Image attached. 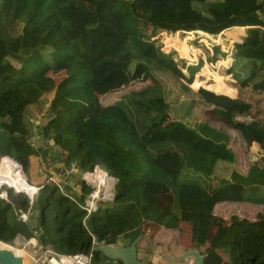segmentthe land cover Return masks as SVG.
I'll list each match as a JSON object with an SVG mask.
<instances>
[{"label":"trees","instance_id":"1","mask_svg":"<svg viewBox=\"0 0 264 264\" xmlns=\"http://www.w3.org/2000/svg\"><path fill=\"white\" fill-rule=\"evenodd\" d=\"M140 22L174 35L198 29L212 34L214 43L222 42V30L244 28L231 56L251 66L238 84L264 96V0H0V156L15 159L24 173L28 166L36 169L43 179L60 163L80 172L98 165L116 178L112 201L99 203L84 224L79 204L89 186L81 181L77 189L65 184L67 195L53 183H35L41 186L27 222L14 210L28 205L26 194L4 187L0 241L28 238L36 229L41 245L83 252L91 246L89 233L105 243L119 242L120 234L131 240L142 236L144 222L176 230L186 220L193 244L207 247L203 264H221L207 251L215 248L226 251L230 264H264V213H257L264 208L259 177L264 171L258 170L264 167L232 169L211 181L219 166L235 159L231 132L245 147L256 142L264 148V125L235 119L250 104L227 95L224 84L197 87L196 67H179L171 53L143 34ZM51 68L63 71L56 83L47 74ZM162 76L172 80L169 93ZM147 78L151 81L143 86L123 89ZM119 88L115 99L103 98ZM45 93L50 97L41 115L27 114ZM171 105L182 111L171 113ZM196 107L204 112L198 119L186 114ZM28 117L37 118L41 145L29 140ZM26 180L30 183L28 175ZM154 186L159 195H169L166 202L145 199ZM222 201L256 209L238 215L229 207L228 222L213 223L211 212Z\"/></svg>","mask_w":264,"mask_h":264},{"label":"rangeland","instance_id":"2","mask_svg":"<svg viewBox=\"0 0 264 264\" xmlns=\"http://www.w3.org/2000/svg\"><path fill=\"white\" fill-rule=\"evenodd\" d=\"M141 26H143V34L149 35L150 39L154 42L155 45H157L160 49H162L164 52L171 53L172 58L176 61L178 66H181V63H184V65H192L196 67L197 71L193 76V79L198 76V80L201 81L200 85L197 87H203L204 85L210 84V82H214V77L219 78L220 75H227L229 76L228 80H226L225 85L230 88L229 93H226L227 95L231 97H237L242 99L244 102H247L250 104V108H248L246 114L244 115H236V118L238 121L241 122H251L256 121L262 125H264V96L261 92L253 90L250 86H243L241 87L238 84V78H241L245 76L247 72V68L250 65V63H240L231 56L233 43L238 41L240 39V36L244 34V28H241L239 32L232 33V29H224L218 34L220 35L221 41H217L216 43L211 42L208 40L207 37H204L202 35L194 34L191 32L190 34H184V33H177L176 35L169 34L163 35V31L161 29H151V26L149 24H144L142 22L139 23ZM165 32V31H164ZM204 38V39H203ZM212 40V39H211ZM166 47L165 49L162 47ZM218 48V51H215V48ZM212 58V61H209L208 59ZM220 61L222 63H220ZM206 65L207 69L209 71H205L204 66ZM203 68V70H202ZM182 72L186 74L185 69L181 68ZM211 72H219V75H213ZM47 74H49L56 83L63 75V71L61 69H55L51 68ZM169 78V77H168ZM161 80L165 81L166 87L168 90H166V93L171 92L169 88L173 86L172 80L167 77H160ZM151 79H140V82L132 81L127 88H137L140 86H143L150 82ZM123 86V85H122ZM191 90H195L196 88L191 87L190 84H188ZM205 88V87H204ZM122 89H118L117 91L114 90V92L106 94L103 96V98L110 97L109 100L115 99V97L118 96L117 93H119ZM221 93H225L223 91H219ZM105 94V93H104ZM103 94L98 95L99 97ZM50 94L45 93L44 97L40 99L38 103H35L32 107H30L27 111V114L32 113L33 115H41L43 112L47 101L49 100ZM173 100V98H171ZM178 106L177 105H171L170 112L174 111ZM193 109V108H192ZM189 111L188 115L193 116L194 118H199L202 114H204L201 107H196L194 109V112L192 113ZM176 111L181 112L182 109H176ZM31 114V115H32ZM168 115H172L169 114ZM173 116V115H172ZM193 117H189L190 123H194ZM229 133L231 130H228ZM30 142L33 143L34 146H38L42 144V141L40 140V137L33 138L30 140ZM264 144V141H263ZM230 146L233 148L235 152V159L233 162H224L221 166H219L218 170L214 172L215 178L212 181V183H215V181L219 180L220 177H227L228 173L232 169H236L238 171H245L247 167L251 164H256L257 166L264 167V148H261L258 143L252 142L250 146L245 147L244 144L241 142V138L239 135H237L234 131L231 132V141ZM18 166V165H17ZM54 167V166H52ZM50 167V168H52ZM19 168V166H18ZM259 168V167H256ZM19 170L24 175V178L26 180L28 175V180L30 183L35 184L39 182L42 179V173L38 172L36 169L30 170V167H27L26 172L24 173L23 168L20 166ZM261 173L264 171L263 169H258ZM32 171V172H31ZM27 174V175H26ZM80 172L78 171L75 174H70L66 177V181L73 185L75 189H77L76 182H78ZM264 177L262 176V179ZM78 184V183H77ZM5 187V186H1ZM148 196L145 198L149 199H156V202L164 203L166 200L169 199L168 194H157L153 195L152 191H149ZM226 207V205H223ZM261 207V206H260ZM256 209V206H249L248 208H243V212L245 214H249L250 211H254ZM263 210L258 211L257 213H264ZM234 210V209H233ZM218 211H220L218 209ZM214 222H217L216 219H213ZM228 220V218H227ZM226 220V221H227ZM186 221V220H185ZM183 223L184 228H182L183 233L178 234L180 238L184 237V232L187 229V224L189 227V223L185 222ZM154 230L160 229L156 227V225L151 224ZM188 236V234L186 235ZM169 240L173 238L172 234L168 235ZM16 240V238H14ZM13 240V241H14ZM139 246H146V242H138ZM20 244V243H19ZM16 245V243L14 244ZM20 245H18V248ZM14 248V247H13ZM17 248V247H16ZM221 249V248H219ZM220 251H223L221 249ZM14 252V251H13ZM226 252V251H224ZM138 256V255H137ZM25 257V256H24ZM139 259H143L140 256H138ZM167 260V259H164ZM178 262V261H177ZM171 264V263H168Z\"/></svg>","mask_w":264,"mask_h":264},{"label":"built area","instance_id":"3","mask_svg":"<svg viewBox=\"0 0 264 264\" xmlns=\"http://www.w3.org/2000/svg\"><path fill=\"white\" fill-rule=\"evenodd\" d=\"M28 122L31 124V137L29 140H32L33 138H36L39 136V133L36 130L35 124L37 123V118L28 117ZM31 144H33L31 142ZM2 159L10 160L11 162H14L20 166V164L13 159L12 157H9L8 155L0 156V162ZM98 167V165H94L89 170L85 171H79V181H81L84 185L89 186V191L85 194L84 198L82 199V202L79 204V207L84 211L83 221L84 224L86 217L93 211L96 210L99 203L102 202H110L113 199L114 196V184L116 182V178L113 176L108 175L105 171L104 173L108 178H110V182L108 184L98 181H93L89 177V174L93 172L95 167ZM99 168V167H98ZM100 169V168H99ZM102 170V169H101ZM78 170L74 165L64 166L61 163L57 164V166L50 168L47 173H44V179L41 182L42 183H53L55 184L58 189L64 193L63 186L67 184L71 187V189H75V187L71 184H69L66 181V177L70 174L77 173ZM27 180H25V184ZM30 184V183H28ZM41 184H30L31 189L28 191L26 188L22 191L26 194L28 198V205L24 208H15V214L17 216V219L23 222H27L29 218L32 215V209H31V202H32V196L34 192L37 191V189L41 186ZM6 188H10L14 191L13 186H10L8 184H2ZM1 185V186H2ZM0 186V197L4 200L6 199V188ZM29 186V185H28ZM20 192V191H16ZM67 195L66 193H64ZM86 228V227H85ZM37 230L33 229L31 232V236L28 238H24L21 235H16V240L12 239L11 242L5 243L0 241L1 243L7 245V247L13 251V247H17L20 245L19 249H22L25 257L22 264H114V260H95L93 255V250L91 249V246L88 250L83 252H74V253H61L55 251L49 244L41 245L37 242L35 235ZM91 235V240L94 235L89 233ZM14 240V241H13ZM16 243V245H14ZM20 243V244H19ZM92 244V241H91ZM4 245V246H5ZM6 247V246H5ZM21 264V263H20Z\"/></svg>","mask_w":264,"mask_h":264},{"label":"crops","instance_id":"4","mask_svg":"<svg viewBox=\"0 0 264 264\" xmlns=\"http://www.w3.org/2000/svg\"><path fill=\"white\" fill-rule=\"evenodd\" d=\"M193 32H196V34H198V35L200 34L204 37H207L208 40L213 42L214 38L212 36H210V34L209 35H207V33L203 34L201 32H198L197 30L193 31ZM162 33L164 36L169 35V33L166 31L165 32L163 31ZM180 33L181 34L182 33L190 34L191 32L179 31V34ZM170 34L174 35L172 32H170ZM204 69H205V71H209L207 69L206 65L204 66ZM213 73H218L217 75L220 74L219 72H211V74H213ZM213 77H214V82H210V84L213 86H219L220 84L225 85V83H226L225 81L228 80V78H229V76H227V75H225V76L220 75L219 78H215V76H213ZM196 80H198V76L196 77ZM73 174H75V173H73ZM259 177L262 178V176H259ZM41 180H43V177ZM78 181H79V179H78ZM39 182H37V183H39ZM76 183H78V182H76ZM150 191H152L153 195H157L158 194L157 186L152 187L150 189ZM147 201H149L151 204H154L156 199H149L148 200V198H147ZM231 202L232 201H222V202L217 203L214 206L213 211L211 212V216H210L211 220L210 221L214 223L213 219H216L217 222H222L224 224V223L228 222V220H227V218L229 217L228 215L231 214L233 211H235L236 214H238V215L242 214V212H243V211H241L242 208L240 206L236 205L237 203H235V202L231 203ZM223 205H226V207ZM229 207L236 209V210L232 211L231 209H229ZM218 209L220 211H218ZM260 214H262V213H260ZM183 223H184L183 221L180 222L178 225V228L176 230L164 229L158 225H156V227H158L160 229L156 228V230H154L151 223L144 222L142 224V229L144 231L143 235L142 236L139 235V239L136 243V246H137L136 256L138 255L141 258H143L140 260L146 262L147 264H168V263H171V264H193L191 262L190 258H185L182 260H175V259H171L168 257V256H178L181 254V252L183 250L189 249V248H195L200 253L203 250H205V248H207L205 245L200 246V247H196L193 244V241L190 238V228L188 227V224H187V229L184 232V237L180 238L177 231H179L180 233H183V230H182V228H184ZM211 233H212V231H211ZM169 234L173 235V238L171 240H169V237H168ZM187 234H188V236H186ZM139 241L140 242L144 241V242H146L147 245L140 247L139 243H138ZM220 250L221 249H219V248L207 249V251H210L211 253H213V254H215L221 258V260H222L221 264H230L228 254L226 252L220 251ZM138 256H137V258H138ZM164 259H167V260H164Z\"/></svg>","mask_w":264,"mask_h":264},{"label":"water","instance_id":"5","mask_svg":"<svg viewBox=\"0 0 264 264\" xmlns=\"http://www.w3.org/2000/svg\"><path fill=\"white\" fill-rule=\"evenodd\" d=\"M198 30V29H197ZM201 31V30H198ZM203 32V31H202ZM212 35V34H210ZM25 185V181H24ZM139 235L131 240L123 234L119 235V242L105 243L93 236L91 249L94 253H100L110 260H118L121 264H147L136 256V243ZM205 253H200L195 248L185 249L178 256H168L171 259L182 260L190 258L193 264H203ZM21 256L15 254L8 247H0V264H20Z\"/></svg>","mask_w":264,"mask_h":264},{"label":"bare ground","instance_id":"6","mask_svg":"<svg viewBox=\"0 0 264 264\" xmlns=\"http://www.w3.org/2000/svg\"><path fill=\"white\" fill-rule=\"evenodd\" d=\"M198 32H202V31H198ZM17 165L18 164L14 163V162H11L10 160H7V159H2L1 160V162H0V186L2 184H8L10 186H13L16 191H23L24 188H26L28 191H30V189H31L30 186L31 185L28 184L27 182H26L27 184L24 185V181H25V178H23L24 175L19 170V168H18L19 165L18 166ZM14 169L18 170L22 174L23 177H20V176L16 175L15 173H13L12 171H14ZM89 177L93 181L103 182V183H106V184H108L110 182V178H108L106 176V174L104 173V171L99 169L97 166L94 168L93 172H91L89 174ZM4 245L5 244L0 242V247H3ZM5 246L7 247V245H5ZM13 251H14L15 254L21 256V264H22L23 261H24V256H25L23 250L14 247Z\"/></svg>","mask_w":264,"mask_h":264}]
</instances>
